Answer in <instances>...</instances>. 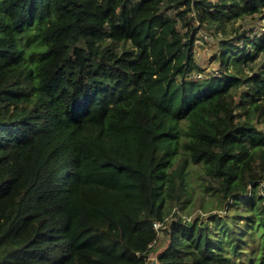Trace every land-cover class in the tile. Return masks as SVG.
Returning <instances> with one entry per match:
<instances>
[{
  "label": "trees",
  "instance_id": "1",
  "mask_svg": "<svg viewBox=\"0 0 264 264\" xmlns=\"http://www.w3.org/2000/svg\"><path fill=\"white\" fill-rule=\"evenodd\" d=\"M240 20L264 0H0V264H264V27ZM196 167L223 214L183 215Z\"/></svg>",
  "mask_w": 264,
  "mask_h": 264
},
{
  "label": "rangeland",
  "instance_id": "2",
  "mask_svg": "<svg viewBox=\"0 0 264 264\" xmlns=\"http://www.w3.org/2000/svg\"><path fill=\"white\" fill-rule=\"evenodd\" d=\"M263 25L264 24H262V22L260 21L250 22L240 20L235 24V27L243 26L244 30L253 31L254 33H261L264 27ZM197 37L198 41L195 45L194 55L197 62L204 69V73L200 74L199 76H203L204 74L218 73V63L212 61V58L216 53L217 39L203 31H200ZM262 124L264 126V121L262 122ZM209 182L211 181L205 179L202 176V169L198 167H196L190 173L188 177V183L189 190L192 192V203L189 204L186 210L182 212L183 215H189V217L193 218L197 214L204 212V210H207L208 212H218L219 214L224 213L218 209L216 200L212 196L204 192V185H207ZM176 209L177 208H174L173 212L176 211ZM171 218L172 212L169 214L168 220H170ZM155 257L156 254H152L151 260L153 261ZM151 262H149V264H152Z\"/></svg>",
  "mask_w": 264,
  "mask_h": 264
},
{
  "label": "built area",
  "instance_id": "3",
  "mask_svg": "<svg viewBox=\"0 0 264 264\" xmlns=\"http://www.w3.org/2000/svg\"><path fill=\"white\" fill-rule=\"evenodd\" d=\"M153 227H154V229H155L156 231L159 232V229L162 227V224L159 223V222H154V223H153Z\"/></svg>",
  "mask_w": 264,
  "mask_h": 264
}]
</instances>
